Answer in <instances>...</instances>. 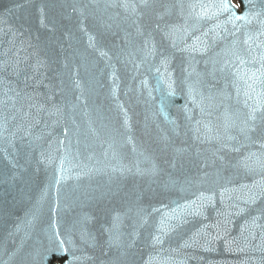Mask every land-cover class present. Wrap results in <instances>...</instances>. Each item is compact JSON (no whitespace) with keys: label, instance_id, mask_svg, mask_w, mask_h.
Returning a JSON list of instances; mask_svg holds the SVG:
<instances>
[{"label":"water","instance_id":"obj_1","mask_svg":"<svg viewBox=\"0 0 264 264\" xmlns=\"http://www.w3.org/2000/svg\"><path fill=\"white\" fill-rule=\"evenodd\" d=\"M184 2L205 5L206 17L198 24L194 18L189 20L199 29L195 35L222 25L220 37L215 33L207 37L215 45L213 51H219L232 39L223 32V27L233 30L231 23H224L227 15H219L218 19L213 16V5L220 0ZM231 2L241 6L237 15L260 13L255 18L250 16L251 23L243 29L258 31L260 21H264V0H252L251 9L248 0ZM110 3L111 0H0V54L11 47L14 37L17 45L21 40L31 43L30 51L46 63L44 83L55 86L53 100L62 109L58 117H37L41 123L30 129L31 136L17 132L19 125L26 127L30 122L23 115L27 105L21 109V103H16L20 111H14L8 99L12 94L5 96L8 77L0 76L4 81L0 83V120L8 117V131H0V264H41L40 255L48 244L53 221L62 238L70 233L74 243L66 245L71 248L66 261L56 259L52 264H69L73 254L78 258L76 264H110L117 257L122 264H264V198L255 204H240L245 212L231 217L227 227L229 244L218 239L203 247H183L201 225L215 224L218 212L228 209V197L240 195L239 191L225 193L223 200L217 194L215 204L208 205L202 216H188V223L164 236L162 245L152 243L151 235L156 234L160 216L195 199L198 190H206L213 181L217 193L220 185L239 190L241 185L264 182V148L257 139L238 153H220L225 157L223 164L214 157L219 145L212 137L222 124L223 108L218 107L219 100L208 101L202 114L198 106L192 105L187 86L182 83L189 57L173 49L170 41L155 30L157 23L184 22L178 8L172 9L163 21L157 18L163 6L176 0H154L153 8L139 7L134 14L109 7ZM201 11L199 7L195 9L197 13ZM133 20L145 33L152 32L157 45L155 55L145 56L138 51L143 37L136 34ZM245 23L236 22L237 26ZM126 33L130 34L127 40ZM89 36L94 37L92 42ZM100 51L108 55L101 56ZM162 55L169 58L167 70L160 65ZM194 55L197 62L193 67L203 72L208 67L204 63L207 56ZM156 67H160V73ZM168 73L175 81L174 96L168 95ZM11 79L12 87L23 88L20 81ZM218 86L223 87V82ZM39 91L48 93L43 85ZM203 91L209 95L207 89ZM230 91L229 103L235 104V90ZM76 97H80L79 102ZM57 119L58 124L54 123ZM196 121L201 124L198 126ZM45 123L49 127L45 128ZM204 124H208V130ZM66 128L71 130L67 134ZM36 136L41 139L35 141ZM57 139L64 143L57 144ZM49 141L52 163L40 156L41 151L49 150ZM249 153H255L248 161L251 170L237 168V162ZM61 159L65 161L63 175L69 178L62 179L57 188L51 186L52 176L61 174ZM137 165L142 173L136 171ZM152 165L156 167L154 173ZM121 168L132 171H114ZM142 215L147 216V223L141 222ZM117 217L122 243L110 249L107 229ZM252 217L257 218L255 225L250 223ZM242 226L247 229L243 234ZM89 234L94 242H86ZM133 240L135 243L128 247ZM233 240L235 243H231Z\"/></svg>","mask_w":264,"mask_h":264},{"label":"snow or ice","instance_id":"obj_2","mask_svg":"<svg viewBox=\"0 0 264 264\" xmlns=\"http://www.w3.org/2000/svg\"><path fill=\"white\" fill-rule=\"evenodd\" d=\"M248 4L254 7L252 0H248ZM109 7L123 9L124 12L134 14L139 7L145 9L154 7V0H111ZM163 12H158L157 18L163 21L164 16L171 14L172 9L178 8V15L184 20L183 23H157L155 30L159 31L164 38L170 41L171 47L178 52L187 53L189 59L187 61V67L185 71L187 73L185 80L182 83L187 86V97L194 106L200 108L203 114L206 111V102L219 100L218 107L223 108L222 124L216 130L215 136L212 137L219 145L215 152L214 157L222 164L225 160L224 155L220 153L226 150L232 152H240L242 148L249 144H255L256 140L262 141L261 147L264 148V21H260V29L255 32L243 31L247 24L251 23L250 16L253 18L258 17L260 13H252L251 11L244 13L243 15H237V11L240 9V5H234L231 0H220L219 4L213 5L216 8V12L213 13L217 19L219 15H227L225 24L231 23L233 30L229 31L227 27H223V32H227L228 36L232 37L230 41L224 45L219 51H213L215 47L214 43H210L207 37L209 33H215L217 37H220L219 29L222 28L221 24L215 25L214 28L208 29L207 32H201L200 36L195 35L196 31H199L195 25L190 24L189 20L195 19L198 24L199 21L207 16V12L203 11L205 5L198 2H192L185 4L184 0H176V3L171 5H165ZM199 7L202 11L197 13L195 9ZM43 11V9H41ZM237 21L246 22L243 25L237 26ZM133 25L136 27V34L143 37L142 43L138 51L143 52L145 56H153L156 54L157 45L153 38L152 32L143 30L137 20H133ZM242 34L243 38H241ZM130 34L126 33V40ZM202 37H204L202 39ZM89 41L92 42L94 37L89 36ZM227 40V37H224ZM192 42L189 43L188 41ZM11 47L0 54V76L8 77V88L5 92V96L11 100L14 111H20L16 109V103H21V109L24 104L27 105V111L24 112V117L29 118V123L25 127L23 124L17 127V132L23 131L25 135L31 136L30 129L41 123V120L37 117H42L47 114L49 117L60 116L62 113L61 107L53 100L55 96V86L51 83L45 84L44 81L47 78L43 72L46 68L44 60L39 58L35 51L32 49L31 43H26L21 40L17 45L15 37L10 41ZM199 54L207 56L204 63L208 66L203 72L196 71L193 65L197 62L195 55ZM101 56H107V52L100 51ZM34 60V62H33ZM169 58L163 56L160 60V65L165 67ZM156 72L160 73V67H156ZM115 77V73H113ZM20 81L23 84V88L17 90L16 87H12L13 80ZM22 77V80H21ZM223 82V87H219V82ZM4 83V81H0ZM175 81L171 79V73H168L167 88L168 95L174 96L176 94L173 87ZM41 85L48 89V93H41L39 91ZM76 87L79 88V82H76ZM31 88L32 91L28 92L27 89ZM203 89H207L209 95H205ZM230 89L235 90L236 103H229L232 100V92ZM113 95H115V87L113 88ZM243 96L241 101L240 97ZM79 102L80 97H76ZM187 111V107H185ZM15 116L12 117L15 120ZM190 118V117H189ZM54 123H59V120H55ZM125 125H128V118L125 117ZM199 126L201 121H196ZM8 117H3L0 120V131H8ZM49 127L45 123V128ZM204 128L208 130V124H204ZM65 133H69L70 129H65ZM197 132L200 128L197 127ZM10 135L15 136L16 133ZM41 136L34 137L35 141H39ZM130 139V138H129ZM57 144H63V140L57 139ZM235 142V143H233ZM29 143H33L32 140ZM49 150L41 151L40 156L42 160L47 163H52L54 157L51 154L52 142L49 141ZM239 145V146H236ZM112 148V145H109ZM180 151V150H178ZM107 155V153H105ZM113 155H116L113 152ZM255 156V153H249L248 156L237 162V168H244L251 170L248 161ZM65 161L61 159L59 165L60 175L54 173L52 176V185L58 186L61 184L62 179H68L69 177L63 175L66 171L64 168ZM174 166V165H173ZM114 171H128L131 172V168L114 169ZM136 171L142 170L137 165ZM151 171H156L155 165H152ZM218 174V173H217ZM207 176V173L205 174ZM216 181L204 191L198 190L196 198L190 201H186L183 205H178L177 208L171 209L170 212H165L160 216L159 221L156 224V234L151 235V241L154 245H162L164 243L163 237L168 233L176 232L183 225L188 223L187 217L190 215L202 216L204 210L208 205L215 204L217 194L223 200L225 193L231 191L233 193L239 191L240 195L229 196L230 201L228 209L218 212L219 219L212 225H201V229L197 230L188 240L184 241L183 247L190 246H204L210 245L213 241L218 239H224L226 244H229L227 240V227L231 223V217L233 215H240L245 212V208L240 204L245 205L255 204L257 200L264 198V182L256 183L252 185H241L240 189H228L219 186V193L215 187ZM155 212H159L158 209H153ZM261 215H264V209L261 210ZM114 221L113 226L107 229L109 238L108 246L111 249L113 246L119 248L122 243V237L119 230L116 227ZM141 222L147 223V216H141ZM206 219V217H205ZM256 217H252L251 224H256ZM51 235L48 238V244L44 247L43 252L40 255L41 264H52L56 259L66 261L68 259L67 253H71V248L66 245H73L71 234H66V238H62V233L57 228L56 222L53 221L51 225ZM215 230V235L213 231ZM247 229L242 226V234ZM85 237L82 235V239ZM247 239V237H245ZM95 238L90 234L86 236V242H94ZM203 240L204 244H200ZM135 241H131L128 247H132ZM235 243V241H231ZM208 250H211L210 248ZM78 258L73 254V259L69 264H76ZM110 264H122L119 257L115 261H110Z\"/></svg>","mask_w":264,"mask_h":264}]
</instances>
